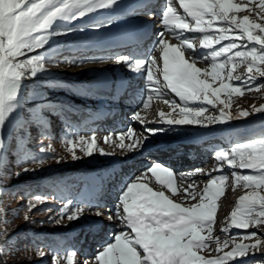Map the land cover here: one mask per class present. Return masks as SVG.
I'll return each instance as SVG.
<instances>
[{
	"label": "rangeland",
	"instance_id": "1",
	"mask_svg": "<svg viewBox=\"0 0 264 264\" xmlns=\"http://www.w3.org/2000/svg\"><path fill=\"white\" fill-rule=\"evenodd\" d=\"M166 2L167 0H165V3ZM172 2L173 6L177 8L180 15L185 16L189 23H195V21L189 19L186 15L180 12V9L178 8L179 3L177 4L178 1L176 2L175 0H172ZM233 2L242 5V10L238 13H234L235 15L240 18L244 15H249L253 22L264 23V19H261L260 16L257 15V12H260V0H233ZM100 10L102 9L98 8L94 10L90 13L91 15L88 18L82 17L75 20L58 19L52 25L50 30V39L43 47L27 52L26 55L18 58L29 59L32 56H39V63L44 65V67L39 69L34 76H31L29 73L21 80V90L18 98L21 103H18L16 110L10 114L8 118L9 121H6L4 128L0 129V138L4 140V143L7 142L5 147L0 148V162L5 155L7 157L6 162L15 164L17 163L15 159L17 157V153L22 151V142L17 147L12 148L13 136L17 137V133L21 129L27 130L26 125H18L15 121H13L15 117H17L19 109H22V112L26 115L30 114L31 116L39 111H45L48 113L53 112L54 115L47 130L42 129V133L34 136L35 144L28 146V148L22 151L25 154L27 151H35L32 152L33 154H30L31 156H29V161L24 158L19 160V165L10 168L13 173L12 175H5L3 179L0 178V249L4 258V264H56L57 258L60 259V264H68L67 260L64 258L72 252H75V264H85V262L100 264V262L95 259L98 252L102 251L108 243L115 242L114 232L111 231L112 234L111 232L109 233L105 224V229L103 228L102 231L104 238L101 243L97 242L96 244L91 245L94 248L88 250L90 257L83 259V253L81 251L78 253L77 246L82 243V240L85 238L83 234L84 232L80 230L82 229V225H88V221L91 219L95 220V217L97 216L103 217L105 213L102 211L110 212V216H104L105 218L111 219L115 214L118 215L116 212L118 202L122 192L126 190L127 183L124 184L125 188L122 187L118 191L115 190L116 207L114 206V202L111 205L110 199H107L109 203L99 205L92 204L90 199L81 201L75 200V198H69L70 193L66 185L64 184L59 187L57 185V181L60 177H62L61 175L63 172L72 175L78 171L81 174L83 172L81 169L93 171L100 162L112 163L115 159L114 156L116 157L118 149L121 148L119 145L116 146L104 143L106 138L110 137L112 133H106L102 130H94L98 132L101 138L96 137V147L93 150V154L89 156L86 151L82 150V145L79 139L81 136L85 137L83 147L86 148L87 142H89L94 136L91 135L92 132L91 130H88L87 126L96 127V125H91L90 122L94 117H91L90 114H86L83 111H89L90 109H93V107H98L100 104L108 102L104 100H113H111L112 98L109 96L105 97L106 95L103 96L104 94L101 95L97 93L96 90H93L92 94H96L97 96H91V91L89 90V87H87L88 83H81L77 81L82 77L84 78L88 71H91L90 76H92L88 79L89 81H92V79L95 80V76L100 74V71H103L104 69L108 71V66H111L112 69L116 70L115 68L119 65L117 60L120 61L124 58V56H126L121 54L117 57H102L99 54H93V50H95L94 48L92 51L90 50L91 48L89 49L90 51L88 50L89 47L98 46L101 44V41L104 43V41L108 39L106 36L110 31L109 26H115L120 22H127L129 20V18L125 17L123 20H112L110 23L108 22V24L103 23L104 25L99 26V23H94L91 20L96 19V15L100 12ZM206 19H211V17H206ZM222 27H226V25L217 23L214 24V29L210 31V33L190 31L196 34V46L202 50L200 56H193L182 48L181 42L183 40L190 41V36H188L186 32L181 31L179 32L180 37H173L175 34L170 33V28H167L164 36L166 39L168 38L170 40V44L174 46H181V50L184 51L186 60L189 62H195L197 67L201 69H208L210 71V65L213 62L218 63L227 58L220 57L213 61L210 55L211 51H215L219 47H224V45L216 44L213 46L216 49H207L200 45V43L205 37L218 36L219 34L215 31V29ZM253 32L256 35H264V32H261L259 29H254ZM228 34L236 39L238 46L243 45L239 47L238 50L249 51L252 47H256L258 51L264 50L258 43L248 42L246 38H236V34L231 31ZM156 42L157 41L153 44L155 49L149 53L147 57L133 59L131 56L127 55L125 57L126 59H122V62H126L128 65H124L119 72H127L128 77L131 75H141L140 79L138 77V81L137 79H134L133 82L137 81L135 82L136 86L142 87L139 95L140 98H144L143 106L146 108L150 103L151 108H153L151 111H148V114H150L149 117L151 115L153 116L162 113L165 114L164 116L171 117L174 115L180 117V112L177 115L172 114L170 109L175 108L180 110V107H183L184 103L179 97L174 95L177 98L174 101L176 102V105H180V107L173 105V100H171L170 96L166 94L167 92H165L163 88L166 87V85L162 76V51L161 47H158L159 42ZM222 43L226 44L228 41H224ZM68 51L72 52L70 53ZM100 54H102V52ZM152 56L157 57V65L161 71L156 74L158 80L154 77V80L149 82L147 79V72L149 70V61ZM100 57L102 58L101 62H103V64L96 66V64L91 63V67H89L87 71L82 69L80 65L73 66L76 62L79 63L82 61L97 60ZM203 58H205V60H203ZM130 61L133 62L129 63ZM139 61H144L142 64L143 67L141 66L140 68H134L135 70H131L130 66L134 63L138 64ZM233 63L236 65L234 69H232ZM105 65L106 67H104ZM258 68H264V65L257 64L256 66H253L252 73L249 74L248 64L243 62L240 58H234L233 61L226 67L222 75L226 77L227 73L231 71L232 79H225L224 82L231 83L233 86H240L242 88V92L240 94L233 93L231 97L228 96L227 92L221 94V100L226 101L229 105L225 108V112L230 113L234 118L227 122H218L221 123L218 126L221 130L225 131V128L237 126L239 123H242V125L239 128H232L233 130L227 132L226 134H222L221 138H218V140H215L209 145L206 144L204 147L205 149H202V152L206 151V154L209 155V149L216 148L220 142L219 152L229 151L231 147H234L237 143H246L251 141L250 139H247L242 142L237 135H247V130H252V128H254V120L260 119L261 121H264V111H256L257 108L264 105V88L259 87L260 85H264V77L259 75ZM104 74L105 72H103V75ZM201 76L203 78V74H201ZM237 76L241 77V80L245 81V83H241V81L236 80L235 77ZM250 76H255V79H250ZM208 79L211 80V77H208ZM219 84L220 81L217 80L214 86L218 87ZM138 90H140V88H138ZM150 90H155L160 93V95L155 96ZM188 106L199 107L201 104L200 102H189ZM204 106L207 108V111L203 114L204 116L213 114L219 116V108L225 107L223 104L218 105V107L209 105ZM74 109L75 114L72 115V111ZM94 111L95 110H93V112ZM243 111H247L248 115L240 116L239 114ZM49 118L50 117H48V119ZM201 119H203V117H201ZM145 121L146 119L144 118L140 119L141 124ZM129 122L130 121L128 119L121 120V123H123L121 127L124 129L126 128L128 131L131 130V127L128 126ZM128 131L123 132L127 133ZM143 131V129L140 130L141 134L135 137L139 141H142L141 147L145 144L142 140ZM32 132L35 133V130H32ZM219 134H216V136ZM261 138H264V136ZM127 139L128 140L124 141L125 144H130L133 140L130 137ZM25 140L27 141V138H25ZM99 143L101 144L100 147L97 146ZM100 149H103L105 154H101ZM139 149H136V152L139 151ZM106 154L109 156L105 158ZM73 155L79 158L73 159ZM214 155L215 154H213V156ZM213 156H210V160L205 161L203 165L197 164L198 167L196 168L200 170L191 169L190 167L192 166H190V169L178 173L179 175L186 177L183 179L184 184H181L183 188H188L189 185H192L194 189L198 188L199 192L202 193L203 188L207 185L209 180L222 176L227 177V180L224 181L225 192L217 200V202L223 201L222 198H224L226 201L225 206L217 208V213L214 218L217 219V225L227 223L231 228H235L231 224V212L236 208L239 197L244 195L246 192L252 191L251 188L245 187L243 182H237L235 175L257 173L252 170H241L239 168L230 167L227 165L226 161H217V159ZM139 157L142 162L148 164V162L145 161L149 159L147 156L143 154ZM38 161H44V163L40 164ZM212 163H214L217 167L212 166ZM199 165L201 166L199 167ZM152 166L153 165H149V167ZM149 167L147 169H143L142 172H149L147 171ZM26 168L33 170L26 171L19 176L15 175L16 173L22 172ZM82 178L85 179V176ZM135 178L136 177H132L128 183L132 182ZM137 182H148V185L152 187V184H150L147 179H139ZM185 183L187 184L186 187H184ZM35 186H46L52 189L55 188V190L49 189L45 192L40 191L39 193L31 191L33 193H28L29 196H27V198L8 193L15 188L25 189L30 187L33 188ZM232 187L236 189L232 190ZM56 188L59 189L57 190ZM153 189L163 190V188ZM192 190V188L189 189V191ZM166 191L170 193L171 189L167 188L165 189V192ZM173 200L176 201L175 199ZM198 201L199 196H197L193 201H187L186 205L197 203ZM77 208L84 209L83 213L78 214L80 215L79 219L69 221L67 216L72 214V212H74ZM97 211L101 212V214H97L96 216ZM25 217H27V219H25ZM57 220L60 221L59 224L56 223ZM89 226L92 225L89 224ZM120 229L126 234L130 232V229L126 227L125 222ZM17 231H19V233L21 231H25L27 234L35 236L42 235L43 238L45 237V239H50L51 243L49 245L41 243V246H43L41 249H36L30 246L25 250H21L19 249V244L21 243L19 242ZM253 232L258 233L259 238L264 240V224L259 226L250 225V227L246 230L237 229V232L234 234L232 233V235L238 243L252 244L255 242V237L247 240L243 239V237ZM214 233H216L215 230L212 231L211 235ZM90 234L91 231L89 235ZM203 234L206 237L208 236L207 231ZM92 242L95 241H90L89 244ZM215 248V243H209L208 247L201 249L199 254L205 256L206 258L224 254L223 252L217 253L213 251ZM231 249L232 245L230 244L224 248V252L231 251ZM40 252H43L44 255L40 256ZM228 264H264V246H259L254 255L250 254L243 258H235L234 260L229 261Z\"/></svg>",
	"mask_w": 264,
	"mask_h": 264
},
{
	"label": "snow or ice",
	"instance_id": "2",
	"mask_svg": "<svg viewBox=\"0 0 264 264\" xmlns=\"http://www.w3.org/2000/svg\"><path fill=\"white\" fill-rule=\"evenodd\" d=\"M118 0H0V129H3L10 114H12L19 103L21 80L30 73L34 76L36 72L44 67L40 64L39 56H32L29 59H18L35 49L43 47L50 39L52 25L58 19L82 18L86 13L96 9L109 8L115 5ZM180 7L187 17H191L194 24L187 21L185 16L178 13L173 6L172 0H167L166 10L163 13L162 24L166 28L180 29L195 32H208L213 29L214 24H223L226 27L217 28L218 36L205 37L200 43L204 48L216 49V44L224 45L210 55L213 61L220 57H227L221 62H213L208 69H201L195 62L185 59L181 46H174L160 35L159 45L162 51V76L168 88L183 101L184 106L180 107L181 118L167 119V125H204L210 126L218 122H227L234 117L225 112L228 103L221 100V94L227 92L231 97L233 93L240 94L242 88L224 82L231 80V71L223 76L226 67L234 58H240L248 64V72L252 73L253 66L264 65V50L252 47L249 51L238 50L236 39L228 33L236 34V38L248 42H255L264 49V35L254 34V29L264 32V23L253 22L249 15L242 18L235 15L242 10V5L234 3L233 0H179ZM260 12L257 15L264 19V0L259 3ZM232 14V15H230ZM211 19H206V17ZM239 30V31H237ZM228 41L224 44L222 42ZM181 45L193 49L191 41L183 40ZM231 53V54H230ZM120 61L117 60V63ZM144 61H139L137 66ZM236 65L232 64V69ZM147 79L149 82L158 80L157 73L161 69L157 65V57L152 56L149 61ZM259 75L264 77V68H258ZM203 74V78L201 76ZM211 77V80L208 79ZM236 80L245 83L241 77ZM255 79V76H250ZM219 80L218 87L214 86ZM264 88V85H260ZM189 102H200L199 107H189ZM220 115L215 114L204 116L207 111L204 105L217 106ZM256 111H264V105ZM165 114H161L163 117ZM240 116H247L248 112L243 111ZM203 117V119H201ZM135 119L140 120V113H135ZM206 122V123H205ZM162 129H146L152 134ZM82 150L90 156L96 147V137L93 136L83 147L85 137L81 136ZM106 139H111L110 137ZM124 135H120L119 147L132 148L133 144H125ZM4 147V140L0 138V148ZM101 154H105L100 149ZM73 155V159H78ZM220 161H226L227 165L241 170H252L257 174L235 175L237 182H243L252 191L246 192L239 197L236 208L231 212V224L237 229L246 230L250 225L264 224V138L253 139L246 143H237L229 151L217 153ZM43 164L44 161H38ZM33 169H24L16 173V176ZM147 171L151 172L159 185L171 189L173 194L177 193L175 175L172 170L160 163H156ZM137 177L128 183L126 190L120 196L117 206V214L130 232L126 234L120 231L114 236V243H108L102 251L98 252L95 259L100 264H228L235 258H243L250 254L254 255L259 246H264L258 233L253 232L245 235L247 240L255 237L252 244L238 243L235 237L221 241L213 239L211 233L214 217L217 213V200L224 194V181L227 177L211 179L203 188L202 193L194 189L192 185L183 189L184 200H195L197 203L186 205L176 202L164 190H154L147 183L137 182ZM219 181V182H218ZM192 188V191L189 189ZM84 209L77 208L68 215L69 221L79 219ZM96 214H101L97 211ZM27 219V217H25ZM60 223L59 220L56 221ZM207 231L206 237L203 233ZM222 231L227 232L224 228ZM209 243H215L213 251L223 255L206 258L200 255L201 249L208 247ZM232 245L231 251L224 252V248ZM143 253V254H141ZM40 256L44 253L40 252ZM75 252L67 255L64 259L68 264H74ZM60 264V259H56ZM87 264V262H85Z\"/></svg>",
	"mask_w": 264,
	"mask_h": 264
},
{
	"label": "bare ground",
	"instance_id": "3",
	"mask_svg": "<svg viewBox=\"0 0 264 264\" xmlns=\"http://www.w3.org/2000/svg\"><path fill=\"white\" fill-rule=\"evenodd\" d=\"M142 1L143 0H119L115 5L112 6L113 10L109 11V10H106V8H103L96 15V19L91 20V21H93L94 23L96 22V23L103 24V23L111 22L113 20V18H115V17H113L114 15H117L118 17H123V18L129 17V16H131L133 14H127V13H130V11L137 5H139L138 10L140 11L139 14H141V15L142 14H147L151 7L156 8V10L158 11L163 6L162 3H161V0L153 2V3H155L154 5L153 4H145V2L147 0H145L144 3L141 4ZM175 1L177 2V0H175ZM178 8L180 9V12H182L184 15H186V13L183 12V9L180 6ZM85 15L88 18L91 14L90 13H86ZM188 18L192 20L191 17H188ZM135 23H137V19L134 22H132L131 24H129L128 26L134 25ZM118 29L119 30L121 29L120 26L118 28H115L114 30H118ZM163 30H164L162 32L163 38L166 41L169 42L170 40L168 38L166 39V37L164 36L165 30H167V28L164 26ZM169 30L171 31L170 33L175 34V35H173V37H177V36L180 37L179 32H181V31L186 32V34L188 36H190V41L193 43V49H188L186 45H182V48L186 52H189L193 56H200V53H201L202 50H201V48L196 46L197 38H196V34L194 32H190V31H187V30H180V29H169ZM119 34H120V32L118 34L113 35L112 37H106L108 39L104 41V44L105 45H112L109 50L102 51L101 48H98V47L95 46L94 47L95 51L93 50L94 51L93 54L96 55V54H100L102 52V54H104V56H110V54H111V56H114V53H116V51L122 50V48H121L122 46L121 45H122L123 41H133V42L138 43L137 46H135L133 50H132V47L129 46V45H127V49L133 51L134 53L142 54L143 57L147 56L149 53H151L154 50V48L152 47L154 39H152L150 37H147V38H145L143 40L140 37H137V36H134L133 34H131L129 32V30H127V34H125V35L121 36ZM141 41H142V43H141ZM91 49H93V48H91ZM101 60H102V58L100 57L97 60H92V61L88 60V61H82V62H79V63L76 62L75 64H73V66L74 65H80L82 67V69H85V71H87L89 69V67H91V63L92 64H96V66L97 65H102L103 62H101ZM203 60H205V58H203ZM132 62L133 61H130L129 63H132ZM122 65H128V64L126 62H122ZM141 66L143 67V65L137 66V64L134 63L133 65L130 66V69L131 70H133L134 68L137 69V68H140ZM90 72L91 71H88L86 76L83 78L84 80L85 79L87 80L88 78L92 77V76H90V74H91ZM103 72H105V71L104 70L100 71L99 72L100 74L98 73L99 75L95 76L94 79L103 78L105 76V74L103 75ZM163 88H164L165 92H167L166 94L168 96H170L171 100L177 99L174 96V94L169 92L170 89H168L166 87H163ZM135 89H137V88H135ZM96 91H97V93H99L101 95L104 94L103 96L106 95V96H109L111 98L120 97V99H122V98L123 99H128V101L130 100L129 101L130 104H127V105H130L132 107L135 106V107L132 108L128 113H124V112L118 110L116 112L103 111L99 116H95V115L90 114L91 117L92 116L94 117L90 121L91 125H96V127H93V126L88 127L87 126L88 130H91V132H92L91 135H94L95 137H98V138L100 137L98 132L94 131V130H98V131L102 130V131H104L106 133H112V135L110 136L111 139H106V141H104V143H107V144H110V145H116V146L119 145V143H120V135L121 134L124 135V137H125L124 141L128 140L127 139L128 137L133 139L131 141V143H130V144H133L132 148H120V149H118L117 154H116V157H117L116 164L115 163H105V165L103 167L101 166L102 164H99L93 170V171H100V173H104V170L106 168L112 167L114 169V170H112L111 175L106 177V180H107L106 183L105 184H101L98 187V188H101V189H98L96 191V196L97 197H96V201H95L94 204H99V205L100 204H105V202H106L105 198L107 197V195H109L111 197L112 201L115 203L116 202V200H115L116 199L115 190L120 189L126 183H127L126 185H128V181L132 177H136V178L139 177L142 180L147 179V180H149L150 184H152L153 188H162V186L159 185V183L155 181V178H154V176H152L151 172H147V173H143L142 172L143 169H147L148 168L146 163L142 162V163L137 164L134 167L135 162H136V157H139V155H141V154H146V155H155L156 154L153 157H156V156L160 157L161 161H159V163L162 164L163 166H166L169 169L173 168V166H178L179 167L180 166L179 163H181L179 161L181 159H186L187 157H182L181 158L179 156V154H176L172 150H167V149L160 150L159 149V150L156 151L153 146H151V147H149L147 145L144 146V144L141 147L142 141L141 140L139 141L135 137H137V136H139L141 134L140 130L143 129V126L140 123V120L137 121L135 119V113L139 112L140 113V119L144 118V119H146V122L147 121L149 122L148 119H149V115H150V114H148L147 107L145 108L143 106L144 98L143 97L140 98V95H139V93H141V91L134 90L133 92H131L130 90L125 89V91L122 94H114L113 92L104 90L102 88L101 89H97ZM150 91L155 96H159L160 95V93H158L155 90H150ZM134 92L136 93V95H135ZM170 110H171L172 114H176V115L180 112V110L175 109V108H172ZM122 119H126V120L128 119L130 121L128 126L131 127V130L128 131L126 128L124 129V128H122L119 125V123H120V121ZM160 129H163V128H160ZM123 131H128V132L124 133ZM171 131H173V130H171ZM219 133H220V129L218 128L217 132L214 135L219 134ZM100 142H101V140H100ZM126 144H128V143H126ZM97 146L100 147L101 144L99 143V145H97ZM204 147H205V144H200V146H198L197 151L195 150L196 153H195L194 158L192 160V162H194V164L203 165L205 163V161H207V160L209 161L210 160L209 159V155L206 154V151L202 152V149H205ZM136 149H139V151L136 152ZM126 152H132L134 154V157L132 159V163L131 164L129 163V164L125 165V167H122L121 170L117 171L116 165L119 166L120 162H123V159L126 158ZM163 155L170 157L171 158L170 161L168 162L167 160H165L163 158L164 157ZM190 161H191V159H190ZM190 161H189V164H190ZM184 165L185 164H183L181 166H184ZM201 165H199V167ZM131 167H132L133 173L130 172L131 171ZM195 167H198V166H195ZM183 168L185 169L186 165ZM194 169L200 170L198 168H194ZM132 174H133V176L130 177V175H132ZM175 177H176V183H177V193L173 194L172 191L170 193L166 191L167 194H169L170 197H172L176 201L184 203V204H186L187 201H193L192 199H189V200H184L183 199V189L184 188L182 187L181 183L184 184L183 179H185L186 177H184V176L183 177H179V176H177V174H176ZM81 181L84 182V183H90L91 182L86 177H85V179L82 178ZM186 186H187V184L185 183L184 187H186ZM165 189H167L166 186L163 187L164 191H165ZM196 190L199 191L198 188H196ZM217 205H218V208L223 207V206H225V201H219V202H217ZM90 208H94V207H90ZM102 212L105 213L104 214L105 217L110 216V212H108V211H102ZM96 216H97V214H96ZM109 219L110 218H107V220H109ZM216 222H217V219L214 218L212 229L215 230L216 233H214L212 235L213 239L219 238L221 241H223L225 239L233 238L232 233L233 234L236 233L237 229L231 228L230 225H228L227 223H222L220 225L219 224L217 225ZM123 225H124V222H121L119 220L118 221H110L109 227H110V230L112 232H114V235H117L120 231H122L120 228ZM102 226L101 227L97 226L96 227V231L91 230V234L89 235V238H88L86 243L89 244L90 241H97L100 237H103L104 234L101 231L102 228H103ZM224 228H227L228 231L227 232L222 231V229H224ZM106 231H107V229H106ZM112 232H111V234H112Z\"/></svg>",
	"mask_w": 264,
	"mask_h": 264
},
{
	"label": "trees",
	"instance_id": "4",
	"mask_svg": "<svg viewBox=\"0 0 264 264\" xmlns=\"http://www.w3.org/2000/svg\"><path fill=\"white\" fill-rule=\"evenodd\" d=\"M251 136H242L239 137L240 141H244L247 139H258L264 136V121L263 122H256L254 125V128H252L251 130ZM32 152H35L34 150H32L31 152L28 153H19L18 154V159H26L27 161H29V156H31L30 154H33ZM7 157H3V159L0 162V178L3 179L5 175H12V170L10 169L11 164L9 162H6ZM41 188V189H40ZM49 189L52 188H44V187H40V186H35L33 188H15L14 190L8 192L11 195H18L20 197L23 198H27V196H29V194L33 193V192H37L39 193L40 191L45 192ZM55 189V188H53ZM33 191V192H31ZM29 193V194H28ZM36 193V194H37ZM18 239L19 242L21 244H19V249L21 250H25L28 247H33V248H38L41 249L43 246H41V243H45V244H50V239H45V237L43 238L42 235L40 236H35V235H30L27 234L25 231H21L20 233H18ZM0 264H4V258L1 254V249H0Z\"/></svg>",
	"mask_w": 264,
	"mask_h": 264
}]
</instances>
